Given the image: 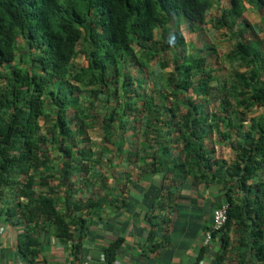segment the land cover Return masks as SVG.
Masks as SVG:
<instances>
[{"label": "trees", "instance_id": "obj_1", "mask_svg": "<svg viewBox=\"0 0 264 264\" xmlns=\"http://www.w3.org/2000/svg\"><path fill=\"white\" fill-rule=\"evenodd\" d=\"M228 1L229 9L221 16L224 24L239 19L244 11L242 0ZM254 1L264 6V0ZM211 6V0H0V202L11 197L4 212L7 217L52 227L62 244L73 240L71 227L78 236L82 234L84 221L60 212L58 204L74 212L98 205L85 206L73 199L78 189L71 180L75 173L87 172L92 155L80 148L78 138L101 120L104 142L110 143L118 114L113 109L100 118L98 104L100 97L116 100L120 84L123 96L143 99L151 114L146 129L156 131L160 123L177 129L184 145V160L177 167H186L188 173L197 169L202 178L209 173L211 181L222 186L227 223L214 233L220 234L221 252H236L237 264H264V57L240 34L232 53L247 70L236 72L230 84L215 87L209 84L204 60L184 59L166 82L168 96L174 99L168 106L138 94L124 72L126 61L137 62L136 53H144L154 30L166 18L182 16L191 26L202 25ZM78 55L84 66L73 63ZM197 74L203 78L200 94L217 103L215 112L192 101V77ZM45 96L51 115L45 111ZM68 109L75 113L70 120ZM122 109L124 114L145 111L133 103ZM252 109L263 112L248 120L233 118ZM48 115L51 126L43 132L40 121L44 123ZM163 115L166 119L161 121ZM212 131L219 143L231 147L232 162L220 153L213 158L215 149L211 141L206 143ZM52 149L61 154L56 184V174L43 172L53 162ZM232 227L238 236L235 247L227 236ZM36 243L20 242L21 253L35 255L29 247ZM117 246L114 243L106 250L108 264ZM72 248L76 251L79 244ZM214 264H222L221 259L216 257Z\"/></svg>", "mask_w": 264, "mask_h": 264}, {"label": "crops", "instance_id": "obj_2", "mask_svg": "<svg viewBox=\"0 0 264 264\" xmlns=\"http://www.w3.org/2000/svg\"><path fill=\"white\" fill-rule=\"evenodd\" d=\"M211 2L202 25L191 26L182 16L166 18L154 30L144 53H136L137 62L126 61L124 72L130 75L138 94L156 105H170L174 99L168 96L166 82L186 58L204 60L210 86L230 84L236 72L247 70L232 53L233 46L241 41L240 34L254 52L264 57V6L254 0H242L241 17L224 24L221 16L229 9V1ZM80 66L84 65L77 67ZM202 79L198 74L192 77V101L215 112L217 103L200 94ZM117 88L118 98L107 102L100 97L97 110L100 118L107 117L113 109L118 114L112 124L110 143L104 142L101 120L93 122L78 138L80 148L92 153V162L87 163L84 175L75 173L71 180L78 189L74 200H81L85 206L98 205L74 212L64 203L58 204L60 212H70L71 217L84 221L82 234L78 236L73 226V240L62 244L52 227L26 225L17 217H7L4 212L11 197H5L0 202V264H108L105 252L114 243L118 246L111 264H214L216 257L222 264H237L236 252H221L220 234L212 235L206 243L213 212L225 202L222 186L211 181L209 173L202 178L197 169L189 173L186 167L179 169L184 145L177 129L169 130L162 123L154 127L156 131L146 129L145 121L151 114L146 112L143 99L123 96L121 85ZM116 103L121 106L118 108ZM128 103L144 113L124 114L123 105ZM74 114L67 110L69 120ZM256 115L247 113L233 118L248 120ZM160 119L166 118L163 115ZM209 141L215 149L213 158L220 153L227 162L234 160L231 147L219 143L215 131L206 143ZM51 152L50 167L56 174V184L61 154L54 149ZM227 236L231 247H235V228H230ZM26 240L37 242L29 247L35 255L21 253L19 243ZM77 243L79 248L74 251L72 247Z\"/></svg>", "mask_w": 264, "mask_h": 264}, {"label": "rangeland", "instance_id": "obj_3", "mask_svg": "<svg viewBox=\"0 0 264 264\" xmlns=\"http://www.w3.org/2000/svg\"><path fill=\"white\" fill-rule=\"evenodd\" d=\"M19 46H20V44H19ZM17 58H16V61H15V63L17 64V60H18V57H19V52H17V56H16ZM74 63L77 65V66H79V65H85V61H84V59L83 58H81V56H79V57H77L76 58V60H74ZM24 67H26V65H23ZM0 86H1V83H0ZM88 94V93H87ZM87 94H85L83 97H82V100L83 101H85V100H87ZM45 111H46V114L48 113V114H50L51 115V113L49 112V104H48V101H47V99H46V96H45ZM259 112H263L262 111V109H252V111L250 112V113H252V114H257V113H259ZM50 115H48L49 116V118H47L46 120H44V123L42 122V121H40V126H41V131H45V128H50V126H51V118H50ZM97 138V137H96ZM94 143V142H93ZM94 144H97V143H94ZM95 157H98V154H95ZM99 158V157H98ZM98 158H95V159H93V160H95V161H97L98 160ZM90 162H92L91 161V159H90ZM43 172H44V175H54V173H53V171H52V169H51V167L50 166H48V167H46L44 170H43ZM35 184H36V181H35ZM43 190H45V188H42L40 191H43Z\"/></svg>", "mask_w": 264, "mask_h": 264}, {"label": "built area", "instance_id": "obj_4", "mask_svg": "<svg viewBox=\"0 0 264 264\" xmlns=\"http://www.w3.org/2000/svg\"><path fill=\"white\" fill-rule=\"evenodd\" d=\"M228 205L224 202L218 207L212 215V225L210 231L206 234V243H208L214 233H219L227 223ZM168 224V223H167Z\"/></svg>", "mask_w": 264, "mask_h": 264}]
</instances>
